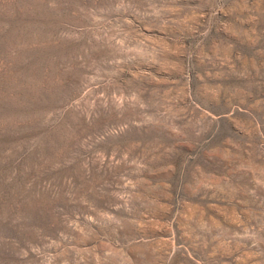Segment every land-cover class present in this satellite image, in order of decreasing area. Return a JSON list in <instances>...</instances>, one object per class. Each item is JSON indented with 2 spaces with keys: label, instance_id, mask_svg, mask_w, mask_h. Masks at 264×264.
Instances as JSON below:
<instances>
[{
  "label": "rangeland",
  "instance_id": "rangeland-1",
  "mask_svg": "<svg viewBox=\"0 0 264 264\" xmlns=\"http://www.w3.org/2000/svg\"><path fill=\"white\" fill-rule=\"evenodd\" d=\"M0 264H264V0H0Z\"/></svg>",
  "mask_w": 264,
  "mask_h": 264
}]
</instances>
